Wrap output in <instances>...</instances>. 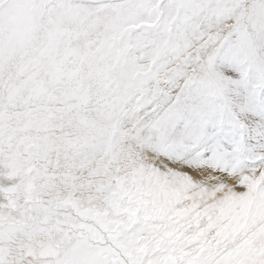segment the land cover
Listing matches in <instances>:
<instances>
[{
    "label": "snow or ice",
    "instance_id": "6c2138e0",
    "mask_svg": "<svg viewBox=\"0 0 264 264\" xmlns=\"http://www.w3.org/2000/svg\"><path fill=\"white\" fill-rule=\"evenodd\" d=\"M0 264H264V0H0Z\"/></svg>",
    "mask_w": 264,
    "mask_h": 264
}]
</instances>
